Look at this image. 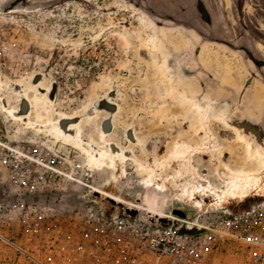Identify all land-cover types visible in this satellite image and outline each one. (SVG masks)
<instances>
[{
    "label": "rangeland",
    "instance_id": "374dc122",
    "mask_svg": "<svg viewBox=\"0 0 264 264\" xmlns=\"http://www.w3.org/2000/svg\"><path fill=\"white\" fill-rule=\"evenodd\" d=\"M163 62L174 93L161 77ZM62 117L97 152L121 153L118 181L107 159L90 164L57 130ZM202 120L210 141L194 134ZM237 128L264 153V0H0V264H34L20 248L53 264L55 255L86 264L96 249L82 233L90 225L85 209L124 214L92 186L207 224L213 206L158 192L149 166L179 141L205 145L209 152L193 163L223 188L218 160L234 170L248 160ZM167 164L159 178L180 166ZM247 193L228 202L239 208L264 197ZM223 258L244 264L238 253Z\"/></svg>",
    "mask_w": 264,
    "mask_h": 264
},
{
    "label": "built area",
    "instance_id": "2783aa9c",
    "mask_svg": "<svg viewBox=\"0 0 264 264\" xmlns=\"http://www.w3.org/2000/svg\"><path fill=\"white\" fill-rule=\"evenodd\" d=\"M135 211L134 217L125 212L105 217L92 207L85 209L84 222L90 225L82 233L96 249L86 264H224L227 252L242 255L244 264H264V197L246 207L228 202L208 208L207 224L163 223ZM20 251L34 264H53L51 257ZM55 257L56 263L69 264Z\"/></svg>",
    "mask_w": 264,
    "mask_h": 264
},
{
    "label": "bare ground",
    "instance_id": "6f19581e",
    "mask_svg": "<svg viewBox=\"0 0 264 264\" xmlns=\"http://www.w3.org/2000/svg\"><path fill=\"white\" fill-rule=\"evenodd\" d=\"M160 74L161 77L166 80L171 93H174V81L165 62H163L161 66ZM56 128L58 131L62 132L65 138L72 139L71 142L75 143L76 147L81 149L87 155L90 164L96 166L103 165L107 159V168L113 173L112 179L114 178L115 181H118L119 171L123 170V161L120 157L121 153H119L118 150L110 148L112 149L111 152L105 149H103L102 152H97L90 142L83 139L80 129L72 124L71 121L66 117H62L57 121ZM236 130L237 142L245 143L246 156L248 160L241 159L238 163L240 169L237 170L231 168L221 158L218 160L214 173L218 179L222 181L223 188L214 186L208 178L203 177L193 163L194 157L201 153H208L209 147L205 145L195 146L186 140L179 141V145L175 150L169 152L161 159H158L156 165L157 167L155 164L149 166V169L151 170L150 177L147 180L148 183H150L149 186H154L155 189L160 193L170 192L171 198L173 200L191 205L197 209L203 208L204 206H215L226 203L228 202L229 198L238 194L241 195L251 191L264 193V159H262V157H264V153L261 152V149L256 148L252 141L247 140L246 132L240 133L239 128ZM202 132L205 134L207 141H210L214 138L212 133L209 131L207 122L203 120L201 121L200 127L194 129V134L198 136ZM97 160L100 163L98 165ZM250 160L257 161L258 167L249 170L245 169V163ZM170 162H179V169L172 175L162 174L163 176L159 178L156 173L157 168L160 167V170H163L164 167H166V164ZM160 173H162V171ZM92 189L98 193H101L102 195H105L111 200L123 204L124 208L126 209L138 211L146 210L150 218L156 221L159 219L180 220L173 215L160 214L154 210L142 206L141 204H132L128 201L117 198L107 191L99 189L95 186H92ZM247 194H244V197ZM207 198L209 199L208 202H210L208 204L206 202Z\"/></svg>",
    "mask_w": 264,
    "mask_h": 264
},
{
    "label": "water",
    "instance_id": "95a60500",
    "mask_svg": "<svg viewBox=\"0 0 264 264\" xmlns=\"http://www.w3.org/2000/svg\"><path fill=\"white\" fill-rule=\"evenodd\" d=\"M124 212L126 215L130 216V217H134L136 215V211L135 210H130V209H126L124 208ZM151 220H154L151 218ZM160 222L165 223L166 219H159Z\"/></svg>",
    "mask_w": 264,
    "mask_h": 264
},
{
    "label": "snow or ice",
    "instance_id": "6c2138e0",
    "mask_svg": "<svg viewBox=\"0 0 264 264\" xmlns=\"http://www.w3.org/2000/svg\"><path fill=\"white\" fill-rule=\"evenodd\" d=\"M262 159H264V157H262Z\"/></svg>",
    "mask_w": 264,
    "mask_h": 264
}]
</instances>
